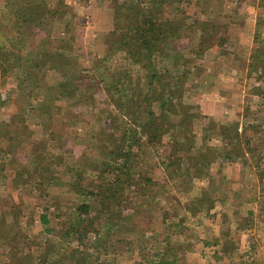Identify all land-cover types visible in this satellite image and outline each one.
<instances>
[{
    "label": "rangeland",
    "instance_id": "obj_1",
    "mask_svg": "<svg viewBox=\"0 0 264 264\" xmlns=\"http://www.w3.org/2000/svg\"><path fill=\"white\" fill-rule=\"evenodd\" d=\"M61 6L63 16L54 13ZM36 12L46 26L31 18ZM163 17L179 26L176 41L149 54L155 89L165 93L152 111L158 119L167 107L164 126L150 140L136 134L140 147L127 162L136 172L112 186L118 180L100 166L111 143L102 136L97 146L99 134L116 132L120 121L110 96L93 90L87 102L82 94L57 101L47 86L78 72L92 82L119 69L124 52L116 40ZM44 47L66 70L42 65L25 77L27 61L40 56L30 51ZM7 49L0 123L3 135L15 133L4 139L10 150L0 163V264H264V73L249 71L264 64V0H0V53ZM146 70L124 72L134 92L146 88ZM170 95L181 103L176 111L168 108ZM121 119L118 127L136 129L131 116ZM200 155L209 163L191 167ZM81 171L83 182L95 183L94 195L72 186ZM199 194L204 208L188 210ZM82 205L87 213L77 211ZM74 221V240L61 238Z\"/></svg>",
    "mask_w": 264,
    "mask_h": 264
},
{
    "label": "trees",
    "instance_id": "obj_2",
    "mask_svg": "<svg viewBox=\"0 0 264 264\" xmlns=\"http://www.w3.org/2000/svg\"><path fill=\"white\" fill-rule=\"evenodd\" d=\"M25 5L31 6L28 3H26ZM33 7L35 9L40 8L39 5H38L39 8L36 6H33ZM59 11H61L59 16H63L64 7L61 6V7L54 9L55 14L56 12H59ZM47 13H48L47 10H44L42 15H45L46 17ZM42 15L36 12L34 16L31 18H33L35 22L40 21L43 26L44 25L46 26L48 24L47 22L48 20L47 18L42 19L41 18ZM26 21L29 23H32L30 19ZM42 22H45V23L43 24ZM177 27L179 26L176 23L174 24L173 21L169 20L167 17H163L162 23H157V20L155 21L151 20V22H149L148 24L136 25L134 29L132 30V33L123 34L115 42L116 44L115 48L117 50H122L124 52V55L120 58L119 62L117 63V67L119 69L114 70L111 73L107 72L106 74L101 75L100 77L98 76L96 77V80L92 82L86 79H83L80 73L78 72L77 74L78 76L76 77L67 78V79L65 78L63 80L57 79L51 86L46 85L48 87V90H53V92H55V93H52L54 95H52L51 97L52 99L57 100V101L64 100L66 98L74 99L76 95L77 96L79 95L81 97V94H82L83 100L87 102V99L89 98V96L93 94L94 92L93 90L95 91L102 90L104 91V93L110 96L113 102L114 110L115 112H117L115 115L116 116L115 118L116 120L117 118L120 119L118 126H120V123H122L121 116H126V115H128L129 117L131 116V119L133 120V122H136V125H135L136 129L134 131H132L133 129L128 131L127 128L123 129L121 127L116 126V127H113L116 132H113V131L111 133L103 132L99 134L97 146H99V143L102 141V136L103 138L106 137V140H109L111 143L110 146L108 147H105L104 145V149L102 150L103 152L102 156L105 158L101 160L100 166H102L103 171L111 173L114 176L113 179L118 180L115 183H112V186H116V187L119 186L122 182H125L126 179L128 180V178L132 176L131 174L133 172L134 173L136 172L137 165L132 164L131 166H129V164L127 163L131 159V156H134L132 154L133 147H136V146L140 147V140L142 138L139 136L136 137V134L141 131L143 132V134L147 135L148 140H150V139H153V137L156 138L158 131L163 129L162 127L164 125L162 122L163 120H165V115H167L166 114L167 111H165L167 110V107H165L166 109L164 111H161L159 118L157 119V116H155L154 112L152 111L151 103L153 100L156 102L163 100L164 98L163 95L165 93L160 91L161 89L160 90L155 89L154 84L156 83L158 73L153 69V65L151 64V61L149 59V54L152 56L158 50L159 51L165 50L168 39L175 38V36H179V33H178L179 30L177 29ZM45 39L43 41L44 42L43 45L48 42V41L45 42ZM175 41H176V38H175ZM9 42H11L10 39H9ZM142 49H146L148 51V54L143 56L141 53ZM11 52L9 51V49H7L6 52L0 53V58H2V55L8 58L7 61H5V64H3L4 63L3 61H0V68L2 72L7 70L6 67L8 65L9 59L11 60L10 58V55L12 54ZM30 52H31L30 56L32 54L34 55L40 54V56L38 58L32 57L27 61L28 69L25 71V77L29 76L28 72H30L33 68L40 67L42 65L43 67L53 69L55 70V72L57 71L58 73L59 72L61 73L62 70H66L65 68L67 67L66 65L67 62L62 61V60L61 61L57 60L56 57H54V55L49 54L47 52L45 47L39 51L37 50L36 52H32V51ZM259 58H260L259 61L264 62V55L260 56ZM104 59L105 58H102V61H104ZM174 59H177V58L174 57ZM144 61L146 62L145 64L142 63ZM179 64H180L179 60L174 62V69L176 72H178V70L181 67ZM258 64H259L258 62L252 63L253 67L251 65L249 68V71H252L255 73L256 71L257 73L258 71H261V74L264 73V64L261 66L260 65L258 66ZM135 65L141 66L143 68L146 67L147 69L145 73L148 78L147 83H146V88L143 89L142 91L138 90V92L133 91L135 87L131 86V81L128 80L127 73H124V72H129L130 69L132 70V68ZM166 74L167 72L165 71L164 73L159 74V75H166ZM168 76L170 75L168 74ZM172 78L173 80L177 81V83H175V87H177L178 89V87L182 83L180 81V75H178V77L177 75L176 77L173 76ZM159 80L157 84H159ZM170 81L167 84V88L170 85ZM157 87L162 88L159 85H157ZM164 89H166V87H164ZM82 91H84V93H82ZM90 91H93V92H90ZM170 94H173V93L170 92ZM139 96H142V97L140 98ZM177 96H178V99L180 100V95H177ZM135 99H137L138 101H136ZM139 101L141 103L144 102V106H142L144 111L140 110V105H138ZM167 103H168V108L173 111H176V107H178V105H181L180 102L173 101L172 95L168 96ZM167 103H163V105L166 106ZM177 111H180V110H177ZM78 115H81V113H78L77 116ZM141 115H144L143 116L144 118L148 117V119H146L145 122L142 121V119H140ZM183 117H184L183 114L178 115V121H177V124H175L177 127H181L183 125L182 124L184 122ZM136 120H139V121H136ZM1 125L2 124L0 123V163L3 162L1 157L5 155L6 153H9V150H10L8 145L5 143L4 139L7 138V140L11 141L12 139H14L13 134L15 133L12 130L10 131L5 130L4 131L5 133L3 135L2 134L3 127ZM178 131L182 133L180 129ZM233 132H235L236 135L238 134L237 130L235 129ZM221 134L222 136H224V133H221ZM184 137L185 136H183V138ZM99 147H102V146H99ZM181 149H183L182 146H181ZM36 162H41V160L34 159V163ZM203 163L207 164L209 163V160L207 159L203 160V156L200 155L197 158H195V161L193 162L191 167L197 168ZM98 167L99 165L94 164L93 162L90 163L91 171L97 170L96 168ZM76 174L78 175L77 179L75 182L74 181L72 182V186H74V189L76 188L77 191L84 192L85 194L94 195L95 193L92 190V188H94L95 183L91 180L83 182L84 178H81V176H83L84 174L82 171ZM193 174L195 175L196 173H193ZM36 175H39V173L37 172ZM45 179L47 180V182H50L52 179V176L51 175L45 176ZM40 180H43L42 177ZM47 185H49V183H47ZM80 194H83V193H80ZM113 194L114 193L111 190L110 195H109L111 199L114 197ZM196 199L198 201L197 204L193 205V203H191V205L187 207L188 210L193 209V207L197 209L204 208V201H205L204 197H202L201 194H199V196H197ZM105 201L107 202V200ZM105 201L102 198L103 206H105L104 205ZM113 203L117 204V202L115 203V201ZM198 203L201 204L202 206H197L199 205ZM77 211H79L80 213H87L88 206L82 205L77 208ZM39 218L42 223L48 224L47 216L42 214L40 215ZM78 225H79V222L78 224L75 221L72 224H69L68 222H66L65 225L60 229L61 238H66L68 240H74L73 238H75ZM154 264H175V260L165 258V259L154 262Z\"/></svg>",
    "mask_w": 264,
    "mask_h": 264
}]
</instances>
